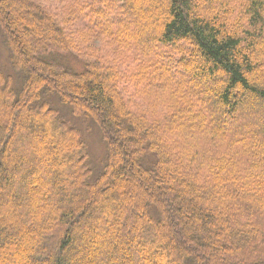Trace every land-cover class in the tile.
Masks as SVG:
<instances>
[{
  "label": "trees",
  "instance_id": "trees-1",
  "mask_svg": "<svg viewBox=\"0 0 264 264\" xmlns=\"http://www.w3.org/2000/svg\"><path fill=\"white\" fill-rule=\"evenodd\" d=\"M55 1L0 0V264L21 242L22 264H149L156 246L168 264H264V0ZM180 43L186 83L161 53ZM145 223L162 240L139 246Z\"/></svg>",
  "mask_w": 264,
  "mask_h": 264
},
{
  "label": "rangeland",
  "instance_id": "rangeland-1",
  "mask_svg": "<svg viewBox=\"0 0 264 264\" xmlns=\"http://www.w3.org/2000/svg\"><path fill=\"white\" fill-rule=\"evenodd\" d=\"M40 1L44 2V0H40ZM67 1H70V0H60L59 3H56V1H55V3L53 5H55L60 12L68 14L69 13V4H68ZM81 1H83L84 3H91V1H89V0H81ZM224 1H226V0H218V2L220 4H222V5H223ZM227 1H233V0H227ZM238 4H239V0H238ZM222 7L224 9H226V10L228 8V6L227 7L226 6H222ZM97 8L99 9V6H97ZM141 23L142 22L140 21V24ZM123 26H124L125 31L128 34H130V35H135L138 32V29L136 27H134L132 25V22L129 21L128 19H123ZM0 41H1V38H0ZM177 48L180 51H182V52H184L186 54L189 53V48H188V45L186 43H180V45L178 44L177 47H175V46L162 47L161 48V53L165 56V59H166L165 61L169 62V66L167 68V73L169 72V67H170V73L173 74L172 75L173 80L174 81H182V82L184 81L186 83V76L184 75V73L181 72L184 60H182L183 58L181 57L180 52H179V50ZM155 51H157V49H155ZM59 53H61L63 55V58L65 59V61H59L62 64H65L66 62H69L70 65H72L76 69L82 70L84 68V66H85L84 63H86L85 57H83L81 55H78V54H76L74 52L69 53V54L68 53H63V52H59ZM2 54H4V51L2 49H0V57L2 56ZM197 57H198V55H197ZM105 59H107V58H105ZM197 59H199V57ZM108 60L109 61H115L116 59L108 58L107 61ZM152 60H150V61H152ZM199 63L201 64L200 59H199ZM153 65L156 67V70L161 71V67H160L159 64H157V62H153ZM135 69H136V67L133 64L130 65V67L127 69V73L124 74L125 77L123 79V84H124V87L126 88V91H127L128 95L130 97H133L134 100H135V97H136L137 93H136V87L133 86L134 84H133V82L131 80V74L130 73H133V71H135ZM165 72H166V70L164 69V72H163L164 73V75H163L164 78L166 76ZM109 73H110L109 75H110L111 80L114 79V83L115 84L118 83L119 78H120V75H119L120 72L117 69L114 68L113 70L109 71ZM176 74H179V75H176ZM18 78H15L17 85L19 84V79ZM202 85H203V87H202L203 89L204 88H208V87H206V85H204V84H202ZM211 88H212V86H211ZM147 94L150 95V97L153 98L154 95H155V90L148 88ZM193 103L195 104V107H200L201 108V107L205 106V100L202 99V97L199 98V96H197L196 99L193 98ZM208 118L209 117L206 116L205 120H206L207 123L210 122V120ZM188 122H189V120H188ZM225 123L227 124L228 131H231V132H234V133H238V134H240V136H247V135H250L251 132L255 129V127L253 125L255 123H257V120L256 119H250V118L237 117V119L235 121H230V120L226 119ZM74 124L79 126L81 129L85 128L84 130H86V132H90L92 130V135L89 136V142L94 144V145H95V143H98L99 137H98V135L96 133V129L95 128H93L91 126L85 127L84 125H81V124L78 125L76 123H74ZM54 125H56V122H54ZM242 127H244V128L247 127V128L243 129ZM54 129H57V128L55 127ZM47 132H48L47 136L49 134V135L52 136V138H59V137H62V135H63V132H62V135H61V131H58L57 134L54 133L53 130H50V131H47ZM21 139H25L26 141L25 140L24 141L27 144H33L34 147L37 148V150H38L37 141L38 142H40V141L43 142L45 138L37 137V138H35L36 140H34V139H29L28 135H24V137L21 138ZM100 142L103 143L101 137H100ZM259 142L264 143V139L259 140ZM100 146L101 145H99V147ZM37 150H35V151L38 152ZM41 151L43 152L42 149H41ZM34 154H35V152H34ZM46 170H47V168L44 166V163L41 162V164H39V167L36 170V172L34 173V175L44 178L45 177L44 174H45ZM21 180L25 184H27L28 180H29V177H27V176L24 177V178L21 177ZM132 194H134V190L131 188L129 190V193L127 194V196L132 197L133 196ZM12 199L13 200H8V201H9L10 205H13V207H14V206H16V203L14 202V197H12ZM12 203H14V204H12ZM146 225L147 224L145 223V226H144L145 228H144V231L142 232V234H144L143 238L145 239V241L143 242V240H144L143 239L142 242L139 243V246L146 247L147 245L152 244L153 242H155V237H157V236H158V240H162V238L160 237L159 231H155L154 230L155 228H153V229L149 228L150 230L156 232L153 235L152 234L149 235L147 232H145V230L148 229ZM22 236L27 237L25 234H22ZM25 240H27V239L25 238ZM19 248H24V245H22V242L16 248L17 249V253H15V255L12 258H10V261L14 262V264H22L23 263L24 255H22V254L25 253V249L18 250ZM165 252H167V249L160 248L159 246L158 247L156 246L155 250L153 252H151L150 255L148 256L151 259L149 264H157V262L159 264H168V262L160 261L161 254H164ZM21 259H22V261H21Z\"/></svg>",
  "mask_w": 264,
  "mask_h": 264
},
{
  "label": "clouds",
  "instance_id": "clouds-1",
  "mask_svg": "<svg viewBox=\"0 0 264 264\" xmlns=\"http://www.w3.org/2000/svg\"><path fill=\"white\" fill-rule=\"evenodd\" d=\"M260 171L264 172V169H261Z\"/></svg>",
  "mask_w": 264,
  "mask_h": 264
}]
</instances>
